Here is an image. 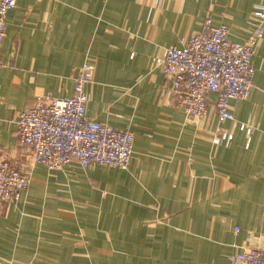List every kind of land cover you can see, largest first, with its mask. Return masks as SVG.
I'll use <instances>...</instances> for the list:
<instances>
[{
  "label": "crops",
  "instance_id": "crops-1",
  "mask_svg": "<svg viewBox=\"0 0 264 264\" xmlns=\"http://www.w3.org/2000/svg\"><path fill=\"white\" fill-rule=\"evenodd\" d=\"M264 0H15L0 43V158L28 171L0 210V264H229L264 253V30L253 87L220 122L210 103L194 122L168 104L152 59L201 30L204 17L244 42ZM83 63L86 115L134 134L126 169L31 164L15 134L37 97L70 96ZM214 99L215 95H211ZM233 134L214 143L215 131ZM238 227V231L234 230Z\"/></svg>",
  "mask_w": 264,
  "mask_h": 264
},
{
  "label": "built area",
  "instance_id": "built-area-1",
  "mask_svg": "<svg viewBox=\"0 0 264 264\" xmlns=\"http://www.w3.org/2000/svg\"><path fill=\"white\" fill-rule=\"evenodd\" d=\"M15 0H0V43L5 36L6 15ZM254 27L244 42L229 38L225 24H214L204 17L201 30L171 45L152 61L168 81L164 94L169 105L181 109L194 122L203 119L211 103L220 122L231 121L249 135L250 119L238 121L231 100L243 101L253 87L251 63L256 41L263 36L264 4L251 11ZM93 65L83 63L74 79L70 96L53 97L45 93L35 104L17 112L15 134L30 151L31 164L59 169L70 161L82 167L112 166L126 169L133 152L134 134L127 126L116 128L92 120L86 115L85 83L92 80ZM211 95H215L212 99ZM233 134L218 128L214 143L229 141ZM30 181L28 171L0 158V210L18 200ZM238 231V227H234ZM229 264H264V253L253 247L243 248L228 257Z\"/></svg>",
  "mask_w": 264,
  "mask_h": 264
}]
</instances>
